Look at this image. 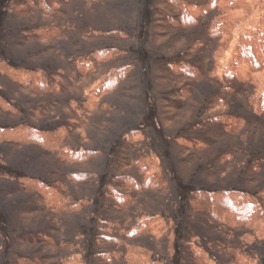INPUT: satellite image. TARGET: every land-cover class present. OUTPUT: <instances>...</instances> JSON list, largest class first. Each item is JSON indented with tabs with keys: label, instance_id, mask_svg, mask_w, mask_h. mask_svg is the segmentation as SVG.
Instances as JSON below:
<instances>
[{
	"label": "rangeland",
	"instance_id": "1",
	"mask_svg": "<svg viewBox=\"0 0 264 264\" xmlns=\"http://www.w3.org/2000/svg\"><path fill=\"white\" fill-rule=\"evenodd\" d=\"M90 2L65 0L62 6L52 2L54 7L65 12L68 20H72L71 24L65 26L64 23L60 24L28 11L21 0H0V96L21 111L16 117H9L10 115L0 111V127L20 122L47 130L71 126L73 131L67 133L70 135L65 148L101 153L99 167L89 169L95 175L91 188L79 192L82 195L80 198L86 201L84 209L66 218L60 217L64 221L58 222L52 214L41 211L43 206L38 197L25 191L24 186L16 179L28 174L48 183L54 180L51 174L56 166H50L37 150L27 146L17 147L12 152L9 148L0 146V264H61L60 259L68 255L89 261L95 231L103 214L100 210L101 192L118 171L124 175L133 172V150L151 155L152 158L148 161L151 173L159 170L165 174L169 191L164 189L158 195L159 202H154V206L146 209V212L153 213L154 216L165 215L170 220L167 225L174 220L181 227L187 223L188 201L190 193L195 190L259 193L264 189V174L255 177L254 181L245 174L251 162L256 159L257 149L261 145L258 153L264 152V137L252 135L259 131L264 134V117L257 115L243 95L236 94L227 105H219L215 112L209 114L216 118L244 115L246 125L248 124L245 143H238L236 140L238 146L241 145L237 155H234L236 161L222 173L202 171L217 156L216 153L191 157L182 145L185 143H181L180 139H189L190 134L187 135V132L190 128L209 117L202 118L208 90L202 85L204 90L197 93L195 90L191 91L187 78L169 74L162 67L167 65L170 69H175L180 64H186L189 59L197 58L198 51L190 53L189 49L199 40V29L197 32L187 28L182 31L183 39L171 42V32L175 30L169 28L168 24L177 17L175 10H171L163 0ZM187 3L194 6L196 4L194 0H187ZM241 3L244 6V17L230 38L233 51L240 37L257 28L264 17V0H242ZM42 24L50 28L63 27V41L58 44L51 39H34L39 30L38 25ZM115 30L129 37L131 45L128 48L127 62L133 69L129 79L124 80L121 93L109 95L104 100L95 99L93 96L98 93L103 81L116 68L112 65L99 68L98 71L94 67L90 68L95 63L89 57L92 50L83 51V46L96 47L97 43H93L91 39L83 41V48H70L69 45L71 41L79 40L82 33L106 34ZM31 38L34 40L30 41ZM211 47L214 50V46ZM98 48L99 44L96 50ZM215 50L222 53L218 46ZM233 51L223 53L222 57L225 55L226 59H230L227 57ZM68 56H72L79 65L82 64L81 75L74 76L66 67ZM25 70L52 76L50 79L53 81H62V97L56 112L42 120H36L28 114L38 104L35 100L32 101L36 96L25 90L18 92L19 87L12 80L15 73ZM21 81L25 79L22 78ZM88 99L91 109H94L92 113L84 112V102ZM77 120L83 124L87 122L84 129L78 128ZM130 133L132 135L129 137ZM126 139L130 146L124 147V161L119 169L120 149ZM230 140L225 138L222 148ZM245 146L249 149L245 150ZM129 150L132 157L127 153ZM136 213L141 214V210ZM202 217L204 215H195L191 222L201 220ZM261 227L264 229V224ZM202 234L198 236L200 241L204 239ZM228 239L217 230L206 234L204 258L209 261L205 263L230 264L228 252L218 244V241L225 242ZM138 247L153 254L165 252L164 246L155 241L135 248ZM174 252V257H169L166 264L182 262L181 256L185 250L177 248ZM188 264L198 263L190 259Z\"/></svg>",
	"mask_w": 264,
	"mask_h": 264
},
{
	"label": "trees",
	"instance_id": "2",
	"mask_svg": "<svg viewBox=\"0 0 264 264\" xmlns=\"http://www.w3.org/2000/svg\"><path fill=\"white\" fill-rule=\"evenodd\" d=\"M21 1L28 11L40 17L51 18L60 24L64 23L65 26L72 23V20L66 18L65 12L52 5V2H55L62 6L65 0ZM84 1L91 3L92 0ZM163 1H166L171 10H175L177 17L176 20L168 22L169 28L175 30L171 32L173 34L171 42L183 39L182 31H186L187 28L194 31L199 29L200 38L195 41V46L189 49L190 53L198 51L196 59H189L186 64H180L175 69H170L171 67L167 65L162 69L169 74L187 78L191 91L195 90L197 93L204 90L202 85L208 90L206 93L208 100L202 111V118L209 117L204 120L201 118L199 123L188 130L187 135L190 134L188 140H180L181 143H185L182 145L191 157L216 153L217 156L213 160L211 158L212 161L208 162L202 171L220 174L236 161L234 155H237L241 148L236 140L238 143L245 141L248 124L246 125L244 115L216 118L209 114L215 112L219 105H227L230 98L236 94H241L257 115L264 117V17L257 28L240 37L233 51L230 38L244 17L242 0H194L195 6L188 4L187 0ZM38 29L34 39H51L58 44L63 41V27L50 28L42 24L38 25ZM78 38L77 41L71 39L73 41L69 46L84 47L83 51L92 50L89 57L94 59L95 63L90 65V68L94 67L96 71L109 65L116 68L115 72L106 77L98 93L93 97L104 100L109 95L121 93L124 80L129 79L133 69L127 62L128 48L131 45L129 37L115 30L106 34L82 33ZM90 39L100 45L98 50L97 44L96 47H82L83 41L88 42ZM216 46L222 51L221 54L215 50ZM231 51L232 55L227 57L230 59H226L225 55L222 57L223 53ZM66 67L74 76L75 74L79 76L83 72L82 64L79 65L72 56H68ZM21 77L25 81H21ZM50 77L52 76L38 75L35 71L26 70L12 76V80L19 87L18 92L25 90L36 96L32 101L35 100L38 104L28 113L36 120H42L47 115L55 113L62 97L60 94L62 81H53ZM4 99L0 96V111L10 115L9 117L18 116L21 111ZM88 101L89 99L84 102V112L92 113L94 109H91V103ZM107 109L113 110L110 106ZM77 121L78 128L84 129L87 122L83 124L80 120ZM245 126L247 127L244 128ZM72 131L71 126H67L66 129L58 127L47 130L36 128L26 122L0 127V146L9 148L10 152L17 147L27 146L37 150L50 166H56L51 174L54 180L48 183L44 182V179L28 174L18 176L16 179L24 186L25 191L32 192L38 197L43 206L41 211L52 214L58 222L63 220L60 217L66 218L84 209L86 201L80 198L82 195L79 192L91 188L95 175L89 169H97L101 157L98 151L65 148L70 135L67 133ZM131 135L130 133L128 136ZM252 135L264 137L260 131ZM225 138L231 140L222 150ZM127 140L123 141L120 149L119 169L124 161V147L130 146ZM244 149L247 150L249 147L245 146ZM258 149L256 159L245 172L251 177V181L264 174V152L258 153ZM130 152L131 150L127 151ZM132 152L133 172L124 175L118 171L101 192L100 210L103 214L95 231L90 260L68 255L60 259L61 264H166L177 248H182L185 253L181 256L182 262L177 261L174 264H188L190 259L198 264H207L205 262L209 260L204 258L206 234L212 233L213 230L229 238L225 242L218 241V244L228 252L230 264H264V229L261 227L264 224V189L259 193L195 190L190 193L188 201L187 223L181 227L174 220L171 221L172 224L167 225V221L170 220L165 215L154 216L153 213L146 212V209L154 206V202L156 204L159 202L158 195L164 189L169 191L165 174L159 170L151 173V165L148 163L151 155L143 151ZM132 154L129 157H132ZM140 210L141 214L137 215L136 212ZM195 215H204L205 218L191 222ZM200 233L204 236L202 241L198 237ZM150 241L160 242V245L164 246V254H153L145 252L143 248H135ZM146 256L148 259H145Z\"/></svg>",
	"mask_w": 264,
	"mask_h": 264
}]
</instances>
